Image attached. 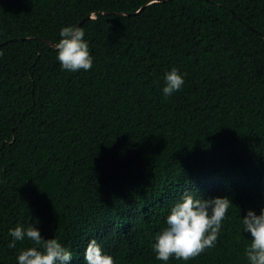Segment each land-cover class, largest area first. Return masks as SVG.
Listing matches in <instances>:
<instances>
[{
  "label": "trees",
  "instance_id": "trees-1",
  "mask_svg": "<svg viewBox=\"0 0 264 264\" xmlns=\"http://www.w3.org/2000/svg\"><path fill=\"white\" fill-rule=\"evenodd\" d=\"M0 264H264V0H0Z\"/></svg>",
  "mask_w": 264,
  "mask_h": 264
},
{
  "label": "water",
  "instance_id": "water-1",
  "mask_svg": "<svg viewBox=\"0 0 264 264\" xmlns=\"http://www.w3.org/2000/svg\"><path fill=\"white\" fill-rule=\"evenodd\" d=\"M81 23H82V22H81ZM81 23L78 24L77 29H79ZM76 32H77V30H76ZM71 40H72V39H71ZM71 40H70V41H71ZM70 41H69V42H70ZM69 42H68V43H69ZM50 45H51L52 47H54V48H57V49L61 48V46H59V45H57V44H55V43H50Z\"/></svg>",
  "mask_w": 264,
  "mask_h": 264
}]
</instances>
